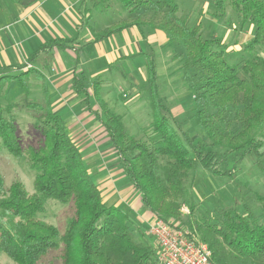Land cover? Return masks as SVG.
<instances>
[{"label": "trees", "instance_id": "trees-1", "mask_svg": "<svg viewBox=\"0 0 264 264\" xmlns=\"http://www.w3.org/2000/svg\"><path fill=\"white\" fill-rule=\"evenodd\" d=\"M5 1L27 7L38 0ZM111 1L91 0L94 9ZM116 1L129 15L138 11L163 13L159 27L155 28L162 30L172 45L183 47L184 51L175 53V57L182 72L192 76L193 83L187 87L194 93L197 112L193 119L201 131L197 140L193 139L171 117L168 100L160 92L157 57L153 51L144 56L148 58L151 131L157 138L155 142L140 141L128 134L123 115L103 99L99 80L87 86L76 77L73 87L84 94L88 103L94 98L100 110L95 114L115 148L125 176L140 193L143 206L154 217L176 222L186 197L187 182L199 168L213 176L232 178L244 159L255 157L264 176V162L261 163L264 158V58L245 54L264 43V3L212 0L213 17H227L229 2L241 28L253 26V37L241 56L236 57L237 64L230 59L229 47L222 38H205L201 26H191L178 17L179 5L175 0ZM143 24L133 21L119 25L104 31L102 37L131 26H138L145 37ZM33 73L27 71L0 79L24 90L22 105L33 115L36 131L43 140L41 148H31L28 154L29 167L35 172L34 194L30 195L20 181L7 188L0 174V253L14 264H40L50 251L63 246L65 264H158L156 247L146 237L137 239L129 215L104 203L63 117L55 115L50 101L41 103L29 99L27 83ZM34 76L41 77L38 73ZM18 106L9 105L6 113L0 104V138L15 158L23 156L12 115V109ZM49 200L65 205L73 203V216L63 234L39 218ZM191 231L208 244L216 264H264V220L259 223L249 213L225 209L218 223L198 224Z\"/></svg>", "mask_w": 264, "mask_h": 264}, {"label": "rangeland", "instance_id": "rangeland-1", "mask_svg": "<svg viewBox=\"0 0 264 264\" xmlns=\"http://www.w3.org/2000/svg\"><path fill=\"white\" fill-rule=\"evenodd\" d=\"M175 1L179 5L178 17L191 26H201V31L205 38H221L224 35L223 32H225L224 26L228 28L232 27L231 22L232 19H235L234 14L229 15L230 17L224 16L222 19L204 15L197 16L190 14L186 6H181L183 0ZM86 2L80 5L79 11L76 10L78 15L72 10L74 8L73 4H69V7L77 16L79 28L81 27L88 32L91 29L94 34L96 31H103L104 29L106 31L109 26L114 29L119 25L122 26L126 23L137 21L139 23H145L143 24L142 30L147 37H150L156 31H160L165 36L162 30L155 28L159 27L163 13H140L138 11L139 13L129 15V12L116 0H112L107 6H99L97 9L92 10L94 9L92 7L93 3L90 0ZM7 3L6 8L11 10L10 7L12 6H9V4H12L8 1ZM85 8L90 10L85 11ZM89 12H93V17L90 16ZM19 17L20 15L17 17V14L13 12L12 16L5 15L4 19L7 18L8 23H11L15 22ZM205 18L209 19L207 20L208 23H205ZM25 23L26 26L29 25L27 22ZM251 26L245 28L244 35L239 34L238 39L241 40V43L244 40L245 43L250 40L251 34L248 33V29ZM136 27V31L139 33L140 29L138 26ZM2 28L0 27V30ZM237 29H239L238 25ZM33 30L29 29V35L31 34L36 42H40L41 44V41L45 42L42 35L39 34L40 37L37 36L36 31ZM15 31L13 28L12 30L6 28L5 31L1 30L0 34L4 37L6 34L10 35L11 32L14 34ZM87 31L86 37L88 40L92 41L93 39L95 41L96 36ZM155 38L156 40L151 41L153 45L146 42H143V44L139 40L138 44L133 40V44L136 43L137 50L142 49L144 52L148 51L150 54H152V51L156 53L158 72L160 75V92L168 100L171 117L183 130L189 131L193 139L197 140L201 131L198 122L193 119V116L197 112L193 104L194 93L187 87L193 83V79L191 75H185L182 72L181 64L178 61L179 59L176 60L175 57V53L184 51L183 47L181 45L174 46L168 40L163 41L157 35ZM20 42L22 41L13 39L12 48L8 50V53L11 51L14 55L10 64H20L31 48L30 45L32 42L27 44L29 45L28 48ZM101 43L104 44L103 42ZM238 51H233V49L229 51L230 59L237 64H239V61H236L237 54L235 53ZM3 53L2 51L0 52L1 62L4 61L3 55L5 53ZM248 55H258L264 58V43L255 47L254 51L249 52ZM238 56L241 55L239 54ZM124 60L120 57L106 69L102 70L104 74L102 73L99 81L102 86L104 85V95L111 108L115 112L123 115L124 123L130 136L140 141L155 142L157 138L154 137L151 131L153 117L149 105L147 60L145 57H138L133 60L125 58ZM6 74V76L20 75V71L12 70ZM35 78L38 80L37 83H41L42 78L40 76H35ZM34 83L36 82L34 81ZM34 86L32 85V91L36 90ZM23 96L24 92L18 85L10 82H0V104L3 110L8 113L7 107L9 105H19L12 109V115L16 119L18 127L17 135L23 149V156L21 158H15L7 151L0 138V174L4 178L7 188L14 182L20 181L25 185L28 193L32 195L35 192V172L29 167L28 154L31 148H41L43 146V140L41 135L36 131V121L33 115L27 110V107L22 105L21 99ZM32 96V98L38 99L33 93ZM39 98H42V95ZM38 113L40 114V112ZM6 117L11 120L9 115ZM257 162L258 160L255 157H247L237 166L232 178L227 176H213L202 168H199L195 173L193 172L186 185V197L180 207V218H176L178 220L176 222H180L185 229L191 231V228L195 229L198 224L218 223L225 209L236 208L241 213H249L253 220L261 223L264 220V176ZM263 162L264 158L261 160L262 164ZM90 176L95 181L91 173ZM73 211V203L65 205L54 200H49L45 206V211L39 215V218L49 225H54L63 234L69 220L73 216ZM148 238L151 239H148L150 241L149 243L154 245V239L150 236ZM63 252V246L50 251L48 256L40 264H65L62 257ZM0 264L14 263L5 254L0 253Z\"/></svg>", "mask_w": 264, "mask_h": 264}, {"label": "crops", "instance_id": "crops-1", "mask_svg": "<svg viewBox=\"0 0 264 264\" xmlns=\"http://www.w3.org/2000/svg\"><path fill=\"white\" fill-rule=\"evenodd\" d=\"M86 1L88 0H40L27 8L11 3L12 5L9 4L12 6L10 10L6 8L7 1L1 0L0 27H3L1 30L5 31L6 28L12 30L13 28L16 31L14 34L11 32L10 35L6 34L4 37L0 34V52L5 53L4 61H0V79L9 77L6 76V73L12 70H18L20 74L27 71L35 72L28 78L29 99L41 103L46 100L50 101L55 115L63 117L66 121L68 133L82 152L88 172L95 179L94 182L102 193L104 203L107 206H115L129 215L132 229L139 241L144 240L145 237L150 239L148 238L150 236L149 225L154 218L153 213L143 206L140 193L135 190L120 167L115 148L111 144L103 124L95 114L100 110L94 102V98H91L88 103L84 94L78 93L72 84L77 77L90 86L100 79L102 73L104 74L102 70L120 57L122 60L145 57L148 64V58L144 56L148 51L137 50L135 44H138L139 41L151 43L152 40H156V35L163 41L168 39L160 31H156L150 37L146 35L144 37L141 31L138 30L139 33L136 31V26H131L107 37H102L105 29L101 30L102 32L96 31L94 34L89 29L96 39L94 38L95 41L88 40L87 30L79 28L75 15L76 10L79 11L80 5L83 2L85 4ZM261 1L264 3V0ZM69 4H73L72 10L75 12L70 10ZM86 4L88 5L87 2ZM181 6H186L190 14L197 16L213 17L215 13L212 0H183ZM88 10L90 9L85 8V11ZM13 12L17 14V17L18 15L20 17L15 22L8 23V19H4V16L7 14L12 16ZM89 13L92 16L93 12ZM231 14L235 16L231 22L232 27L224 26L225 32L221 38L228 45V52L232 49L233 51L239 50L235 53L237 57L243 53V47L247 43L245 40L241 43V40L238 39L239 34H243L245 29L240 28V21L228 2L226 16L230 17ZM207 20L209 19H204L205 23H208ZM25 22L29 25L26 26ZM237 25L239 29H237ZM110 28L112 27L109 26L107 29ZM29 29H34L37 36L42 35L45 42L41 41L42 44L36 42L32 35H29ZM252 31L253 26L248 29V33L251 34L250 40L253 37ZM117 35L118 37H116ZM13 39L21 40L20 43H23L22 45L27 48L29 47L27 44L32 42L29 49L31 51L29 52L27 49L28 53L24 60L20 64L14 65L10 64L14 55L11 51L8 53V50L12 48ZM133 40L136 43L133 44ZM143 44L141 45L143 46ZM45 45L48 46L43 48ZM52 45L55 46L52 47ZM245 54L250 57L249 52ZM37 73L43 79H41V83H37L38 80L34 76ZM4 82L2 81V83ZM32 85H35V91H32ZM32 93L38 99L32 98ZM41 95L42 98H39ZM101 95L108 103L102 84ZM24 98L25 94L21 101Z\"/></svg>", "mask_w": 264, "mask_h": 264}, {"label": "built area", "instance_id": "built-area-1", "mask_svg": "<svg viewBox=\"0 0 264 264\" xmlns=\"http://www.w3.org/2000/svg\"><path fill=\"white\" fill-rule=\"evenodd\" d=\"M158 264H216L212 251L180 222L154 217L149 225Z\"/></svg>", "mask_w": 264, "mask_h": 264}]
</instances>
